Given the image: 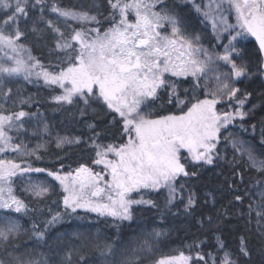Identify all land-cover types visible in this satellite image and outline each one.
<instances>
[{
	"label": "snow or ice",
	"instance_id": "1",
	"mask_svg": "<svg viewBox=\"0 0 264 264\" xmlns=\"http://www.w3.org/2000/svg\"><path fill=\"white\" fill-rule=\"evenodd\" d=\"M181 2L210 25L217 44L204 46L177 10ZM26 42L46 54L33 55ZM255 79L258 93L247 87ZM20 81L42 82L54 111L64 113L62 125L86 129L54 138L58 149L86 154L76 167L60 157L59 167L33 166L45 160L50 141L30 148L23 137H51L52 129L38 107L26 110L39 101L22 94ZM259 107L264 0H82L72 6L0 0V210L31 221L25 229L0 215V264H264V153L228 131L237 121L247 131L244 121ZM209 166L223 179L200 192L196 182ZM31 173L51 181L29 176L22 189L29 198H21L14 185ZM223 194L231 199L217 210ZM49 200L63 212L53 211ZM233 208L244 223L230 247L221 225ZM78 210L110 217L117 229L136 221L139 234L131 241L119 232L103 240L78 232L53 236ZM146 213L161 225L183 217L203 238L194 234L186 251L163 254L160 244L170 230H146ZM22 235L31 247L16 243ZM209 236L215 252L203 250Z\"/></svg>",
	"mask_w": 264,
	"mask_h": 264
},
{
	"label": "trees",
	"instance_id": "2",
	"mask_svg": "<svg viewBox=\"0 0 264 264\" xmlns=\"http://www.w3.org/2000/svg\"><path fill=\"white\" fill-rule=\"evenodd\" d=\"M78 2H82V0H62V3L67 6H72ZM98 4H102L103 0H97ZM169 4L173 3V0H168ZM182 12L191 23V30L201 33L202 41L211 46L215 44L213 35L199 23V17L196 15L195 10L189 3H180V7L177 9ZM106 14V13H105ZM29 43V47L32 48V54L35 56H40L41 51H44L46 54V49H41L37 45L31 42ZM252 45H248L249 50L252 49ZM47 63V60L44 61ZM260 80L255 79L248 83L247 87L249 91L255 90L257 93L262 89L260 87ZM20 85L22 88V94L27 96L31 95L34 101H39L38 104L33 106L31 111H36L38 107L40 112L43 114V117L47 123L51 126L52 136H42L39 139L33 137L29 134L27 137H23L26 142L29 144V147H35L37 143H43L45 141H50L45 145L47 151L45 154V160L43 162H35L33 164L34 167H51L55 165V167H59V161L57 157L63 158V162L65 165H71L73 168L77 166V161L81 155H86L85 153H81L80 149L73 147L69 149L65 147L63 149H58L55 145L54 138L57 132L61 135H75L80 134L81 131H86V129H80L79 126L76 128L65 127L62 125V121L64 120V113L61 111H54L55 105L50 103L48 97L50 96V90L42 85V82L37 84H28L24 81H20ZM253 103L259 104L260 101L258 99H253ZM261 121H264V107H259L253 113L251 118H246L244 121L245 128L247 131L239 127V121L234 126L229 128V132L234 133L236 137L242 142H247L245 146L253 147L257 153H264V144H261V134L264 131V124H261ZM255 124L256 128L253 130L251 125ZM227 135V133H225ZM223 147V145H221ZM44 150H42L43 152ZM232 150L229 145L228 148V156L231 158ZM219 169H214L212 166H209L208 169L203 173L201 177V182H196L197 190L200 192L210 190L218 180L223 179V177H218L215 175ZM29 176L33 181L41 180V181H51L50 177H47L46 174L42 173H31L28 176L22 178L21 181H18L17 184L14 185L16 189V194L21 196V198L28 199L26 193L22 191L25 186V182L28 180ZM226 188V186H225ZM57 191L59 188L57 187ZM51 199H57V197L53 196ZM231 199L227 194H223L221 198L218 199L216 205L214 206L217 210H222V207L227 206L228 201ZM48 205L53 208V211H61L63 212L62 204L52 205L51 200L48 201ZM238 208V206H237ZM237 208H233L223 219L222 234L229 244L230 247L235 246V236L238 234L236 231L238 226H243L244 221L237 219L233 216V212L237 211ZM0 215H11L13 219L19 220L21 225L25 229H30L31 221L28 216H24L22 214L17 213H9L5 210H0ZM76 215L85 217L84 219H77ZM148 219L144 223L145 229H149L152 227H165L169 229V235L165 238H162V242L160 244V252L163 254L175 255L177 254V250L186 251V245L192 243L194 238V234L203 238L204 232L201 230L198 232L197 226L195 223H187L185 222L183 217H179L175 220L170 221L164 225H161L159 221L153 223L152 215L150 213L145 214ZM67 232L69 237L73 232L83 233L84 236L95 239L97 235L100 236L101 240L105 237H115L117 232L124 238L126 241H130L132 238L138 236L139 228L137 227V222H120L119 228L114 225L112 218L108 217H98L96 213H85L84 210H78L77 214H74L71 218L65 217L64 220L57 224L52 230V235L55 236L57 233H65ZM22 242H27L29 247H31V242H28V237L22 235L19 240L16 241L17 244ZM215 241L212 236L208 237V243L204 245V251H212L215 252L214 248Z\"/></svg>",
	"mask_w": 264,
	"mask_h": 264
},
{
	"label": "rangeland",
	"instance_id": "3",
	"mask_svg": "<svg viewBox=\"0 0 264 264\" xmlns=\"http://www.w3.org/2000/svg\"><path fill=\"white\" fill-rule=\"evenodd\" d=\"M95 2L98 3L97 0H95ZM197 2H199V0H197ZM189 4H190V3H189ZM190 5H191V4H190ZM191 6H192V5H191ZM192 7H193V6H192ZM193 9H194V8H193ZM230 22H232V23L235 22L234 15H233L232 18L230 19ZM204 27H205V26H204ZM205 28H207V29L210 28V31H211V27H210V25L207 26V27H205ZM212 35H213V34H212ZM214 39H215V38H214ZM201 42L204 44L205 47H210V46H208L207 44H205L202 40H201ZM215 42H216V44L218 43L216 40H215ZM226 42H227L226 40L223 41V43H226ZM217 50H218V51H221L222 49H217ZM45 51H47V50H45ZM157 103H159V102H157ZM7 155H8L9 158H12V157L14 156V154H12V153H8ZM96 170L99 171L100 169L97 168ZM150 229H151V228H149V229H147V230H150ZM136 237H137V236H136ZM132 239H133V238H132ZM132 239H131V240H132ZM131 240H130V241H131ZM220 255H223V253H220Z\"/></svg>",
	"mask_w": 264,
	"mask_h": 264
},
{
	"label": "flooded vegetation",
	"instance_id": "4",
	"mask_svg": "<svg viewBox=\"0 0 264 264\" xmlns=\"http://www.w3.org/2000/svg\"><path fill=\"white\" fill-rule=\"evenodd\" d=\"M207 30L212 34V32L210 31V28H208ZM213 38H214V36H213ZM214 41H215V39H214ZM215 44H216V42H215Z\"/></svg>",
	"mask_w": 264,
	"mask_h": 264
}]
</instances>
